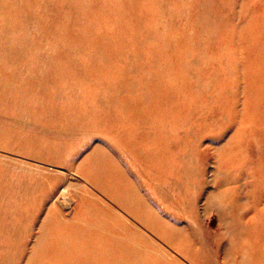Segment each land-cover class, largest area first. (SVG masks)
<instances>
[{"label":"bare ground","instance_id":"bare-ground-1","mask_svg":"<svg viewBox=\"0 0 264 264\" xmlns=\"http://www.w3.org/2000/svg\"><path fill=\"white\" fill-rule=\"evenodd\" d=\"M20 1L6 5L0 0V13L12 10ZM116 1L103 2L101 9L119 14L122 23L115 21L111 31L102 34L110 52L120 59L121 75L111 85L101 84L104 91L91 98L76 87L57 86L54 79L60 75L59 60L32 59L31 51L37 50V44L32 41L27 47L25 39L16 37L8 42L7 30L0 28V109L12 106L15 95L14 107L24 111V97L37 95L53 98L48 108L51 113L79 110L83 114L55 121L54 134L48 136L46 130L29 134L21 118L13 119L0 110V141L5 146L73 171L64 177L41 170L12 175L15 164L5 167L6 160L0 158V264H15L18 242L28 229L36 227L39 233L25 264H186L180 256L192 264H264V194L256 192L258 187L245 173L249 159L243 151L251 141L257 159L264 158V70L253 74L258 88L252 95L247 94L248 81H239L245 94L240 106L236 90L221 83L228 79L216 78L219 82L215 85L210 71L190 60V56H208L210 52H198L174 40L145 44L136 51L126 48L128 42L139 40L143 24L151 16L144 14V6H159V17L164 14L166 0ZM15 15L17 25L25 16L31 26L32 14ZM46 15L37 16L41 35L53 29ZM155 35L149 32L147 37L154 39ZM43 48L39 57L56 54L50 46ZM255 51L261 62L263 54ZM75 59L69 63L76 74L81 73L85 65ZM221 60L226 71L237 72L231 60ZM214 87L220 93L213 91ZM250 105L255 109L250 110ZM82 112L109 113L110 117L92 118ZM243 120L255 124L247 137L238 126ZM217 125L219 130L210 128ZM97 127L121 132L128 145L139 146L123 151L121 164L100 140L77 162L75 158L88 143H81L76 136L94 134L89 129ZM208 134H212L209 142L213 149L209 157L207 150L201 149ZM112 145L116 146L115 142ZM131 154L140 162L126 165L124 159ZM237 158L240 164L231 170L229 160ZM167 160L174 161L171 168ZM210 161L216 186L206 197V208L217 207L230 218L218 243L225 247V262L216 257L206 240L208 225L197 210L200 188L190 196L183 187L195 177L201 183ZM187 204L188 212L183 209Z\"/></svg>","mask_w":264,"mask_h":264},{"label":"rangeland","instance_id":"rangeland-1","mask_svg":"<svg viewBox=\"0 0 264 264\" xmlns=\"http://www.w3.org/2000/svg\"><path fill=\"white\" fill-rule=\"evenodd\" d=\"M2 1L7 5L12 0ZM105 1L118 3L116 0H21L12 10L8 8L6 11H1L0 28L7 30L8 42L9 39L16 37L25 39L28 44L27 47H29V43L32 41L34 44H37V50L31 51L33 55L32 59L59 60L58 68L60 69V75L54 79L57 86L76 87L85 97L91 98V96H96L98 91H104L100 87L101 84L111 85L112 80L121 75L119 71L120 63L118 62L120 59L116 58L114 52H110L109 44L102 33L104 31H111V28H113L111 24L115 21L117 24L122 23V16L115 14L111 10L103 11L101 6ZM143 9L146 10L144 14L154 15L156 18L150 16L151 18L149 17L146 20L143 24V33H139V40L128 42V45H126L128 50L136 51L144 47L145 44H163V42L167 43V41L170 42L171 40L180 41L184 46L189 45L195 51L211 53L208 56H190V60L196 67L203 66L205 67L204 71L208 72L209 70L208 75L212 78L215 77V85L219 82L216 78L228 79L226 82L221 81V83L224 82L223 85L226 88L233 87L236 90V99L239 98L237 101L240 102V106L245 98V94L244 84H241L239 81H248L249 91L247 94L252 95L258 88L253 74L256 70H264V0H166L164 14L159 17L156 14L160 12L161 8L159 6L151 3V5H145ZM22 13L33 15L31 26L29 23L26 24L25 20L27 18L24 16L20 24L22 28H18L20 25L16 24L15 14ZM41 14H49L46 15V22L53 25V29H49L46 35L39 34V27L37 26V16ZM50 14L54 15V17ZM150 22H155V24ZM149 32L156 34L154 39L147 37ZM46 45L52 48V53H56L55 57H50V55H47V58H43V56L39 57L44 49L43 47H46ZM255 48L263 54L261 62L254 55L256 52ZM74 56L76 57L75 60L85 65L81 73L76 74L74 67L69 63ZM221 58L231 60L236 65L235 70L237 72H231L230 74L226 71L227 67L224 66L225 64ZM50 64L52 63L50 62ZM251 69H253V73L249 74ZM74 73L76 75L71 76ZM59 76L60 79H57ZM201 76L202 73H199L197 76L199 81V77L202 78ZM229 80H234L231 85L228 84ZM212 90L220 93L218 88L214 87ZM188 96L190 97V95ZM14 97L16 96H12V106L0 110L5 114L7 113L8 117L13 119L14 117L21 118L22 124L27 127L29 134H36L41 130H46L49 132L48 136H50V134H54L53 131L57 127L55 121L62 120L65 116L76 119L83 115L79 110L72 112H63L61 110V112L51 113L48 111V108L53 98L48 99L46 98L47 96L37 95L24 97L27 99L24 105L27 109L21 111L14 107L16 103V98ZM250 108L251 105L249 106ZM212 111L213 115L218 117V113L213 109ZM82 113L92 118L95 116L102 117L104 120L110 117L109 113ZM0 117L3 118L1 115ZM238 126L242 127V132L247 137L255 124L243 120L238 123ZM210 128L219 130L221 126L217 125ZM89 130H93L97 134L84 132L76 136V140L81 143H88L83 148L84 151H81L79 156L75 158L77 162L82 161V157H86L96 144H100L102 142L100 140H103L102 143L107 144L109 151L114 152L117 157L121 156L120 154L123 151L128 149L131 152V150L139 146L128 145L126 140L123 139L121 132L119 134L114 131L108 132V130L99 127ZM44 135L46 136V134ZM211 138L212 134L206 135L203 139V145H201V149L207 150L208 157L211 151H213L212 144L209 142ZM112 141L115 142L116 146L112 145ZM15 143L21 145L20 142ZM243 151L248 152L247 156L249 159L245 164L247 167L245 173L249 175L248 178L251 184L254 183L258 187L256 192H259V195L264 194V158L257 159L259 158L257 157L258 153L254 151L251 141L248 145L243 146ZM117 152H119V155ZM166 154L170 155V152ZM0 158L6 160L5 167H8L11 163L15 164L11 170L12 175L15 173H18V175L20 173L24 174V172L29 170H41L50 175L58 174L64 177V174L73 172L70 167L42 160L40 159L41 157H37V155H33L32 153L22 152L21 149L9 148L1 141ZM120 158L118 160L122 164ZM137 160L133 154L126 156L124 159L126 165L129 162H136ZM233 160H229L231 170L236 169L240 164L238 158ZM137 162L140 161L138 160ZM242 162L245 163L246 160H242ZM173 163L174 161H166L168 167H172ZM211 166V161L206 164L205 176L201 180V183L195 177L193 183L190 185L188 183L183 184V187L186 188V191L188 190L187 192L190 196L194 195L196 193L194 191L200 188L197 210L203 223L208 225L205 230L208 236L206 240L215 251L216 257L225 262L223 259L225 258V247L223 248V244L218 243L222 239L221 232L225 230V225L229 222L230 218H226L221 209L217 207L210 206L208 209L206 208V197L211 189L216 186L211 176ZM76 176L82 180L78 174ZM230 180L232 181L233 178L230 177ZM94 191L98 195L103 196L99 191L95 189ZM189 206L187 204L183 209L186 211ZM252 208H249L251 212L254 210ZM44 213V210L40 211L38 219L35 220L36 224L40 222ZM126 215L131 218L128 214ZM38 233V227L35 229L30 228V231L28 229L27 233L21 237L18 242L19 246L15 243L18 246L15 249V264H25V257L31 251L35 235ZM180 257L186 264H192L186 258Z\"/></svg>","mask_w":264,"mask_h":264}]
</instances>
